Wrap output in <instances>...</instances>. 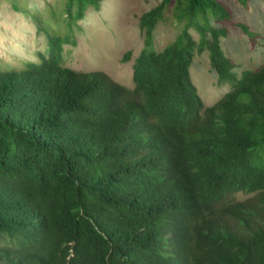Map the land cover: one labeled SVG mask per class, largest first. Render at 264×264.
<instances>
[{
  "label": "trees",
  "instance_id": "obj_1",
  "mask_svg": "<svg viewBox=\"0 0 264 264\" xmlns=\"http://www.w3.org/2000/svg\"><path fill=\"white\" fill-rule=\"evenodd\" d=\"M99 4L66 0L39 61L0 64V264H264V63L234 71L221 1L161 0L139 16L133 86L64 66ZM170 10L181 30L156 50ZM204 51L231 84L210 106L190 72Z\"/></svg>",
  "mask_w": 264,
  "mask_h": 264
},
{
  "label": "rangeland",
  "instance_id": "obj_2",
  "mask_svg": "<svg viewBox=\"0 0 264 264\" xmlns=\"http://www.w3.org/2000/svg\"><path fill=\"white\" fill-rule=\"evenodd\" d=\"M66 0H0V64L3 69H22L29 61H39L46 52L48 33L66 34ZM161 0H100L90 6L83 19L71 31L75 44L63 46V65L78 72L103 71L113 80L133 86V62L143 47L139 16ZM230 11V19L214 20L225 26L228 34L221 46L235 64L234 71L253 70L264 63V0H250L243 6L237 0H219ZM18 9H17V8ZM248 25V35L237 25ZM172 10L154 31V47L161 50L181 30ZM195 39L199 35L191 31ZM130 56L124 60L127 52ZM191 78L205 106L213 105L230 89L219 84L217 72L210 65L208 52L196 53L190 66ZM250 195L238 193L236 199Z\"/></svg>",
  "mask_w": 264,
  "mask_h": 264
},
{
  "label": "clouds",
  "instance_id": "obj_3",
  "mask_svg": "<svg viewBox=\"0 0 264 264\" xmlns=\"http://www.w3.org/2000/svg\"><path fill=\"white\" fill-rule=\"evenodd\" d=\"M157 169H155L153 166H150V165H148V168L147 169H145L143 172H141L142 173V175L141 176H143V177H147V178H150V177H153V176H155L156 174H157ZM156 176H158V175H156ZM236 194H238V193H236ZM235 194V195H236ZM244 194V193H243ZM247 195H252V194H247ZM250 196H248V197H250ZM247 197V198H248ZM234 198H235V196H234ZM236 199V198H235ZM246 199V198H245ZM236 200H239V199H236ZM240 200H243V199H240ZM167 229H172V228H170V227H167Z\"/></svg>",
  "mask_w": 264,
  "mask_h": 264
}]
</instances>
